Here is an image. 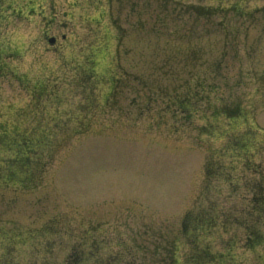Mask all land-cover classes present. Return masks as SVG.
Instances as JSON below:
<instances>
[{"label":"rangeland","instance_id":"rangeland-1","mask_svg":"<svg viewBox=\"0 0 264 264\" xmlns=\"http://www.w3.org/2000/svg\"><path fill=\"white\" fill-rule=\"evenodd\" d=\"M14 125L49 140L0 264H264V0H0Z\"/></svg>","mask_w":264,"mask_h":264},{"label":"trees","instance_id":"trees-1","mask_svg":"<svg viewBox=\"0 0 264 264\" xmlns=\"http://www.w3.org/2000/svg\"><path fill=\"white\" fill-rule=\"evenodd\" d=\"M114 83V82H113ZM44 88L39 87L37 88ZM112 85L110 83V89ZM43 94V92H39ZM234 117H239L238 114L230 115ZM229 118V117H228ZM234 119V118H232ZM43 130H41V126L38 125L33 126L32 129L28 130L26 128L18 127L14 125L11 128L1 126L0 127V172L4 173L3 169H6V173L2 179H5L6 183H16L19 186H28L30 184H34L35 178L38 177V173L41 172V164H43L42 157L45 151V146L47 145V141L49 140V135H45ZM6 153V154H5ZM32 184V185H33ZM253 196V201L258 204L259 207L264 208V181L262 183V191H260V195ZM201 221V218H197L196 214L189 213L187 214V219L183 222V228L185 232L190 229L191 222L194 220ZM197 224V223H196ZM197 225H193L195 227ZM195 229H191L196 232ZM253 233L251 237H247V241L251 247H255L256 245L260 246L264 244V238L256 233V230H251ZM195 254L192 257L193 261L199 263L202 261L204 256H208L205 248H201L198 244L195 243V248L193 249ZM188 261V258L186 259ZM75 262V258L70 253L69 258L66 261V264H71ZM215 262V259L213 260Z\"/></svg>","mask_w":264,"mask_h":264},{"label":"water","instance_id":"water-1","mask_svg":"<svg viewBox=\"0 0 264 264\" xmlns=\"http://www.w3.org/2000/svg\"><path fill=\"white\" fill-rule=\"evenodd\" d=\"M52 42V41H51Z\"/></svg>","mask_w":264,"mask_h":264}]
</instances>
